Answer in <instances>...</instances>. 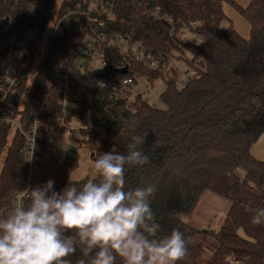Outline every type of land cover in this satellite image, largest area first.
<instances>
[{"label": "trees", "instance_id": "16d2710c", "mask_svg": "<svg viewBox=\"0 0 264 264\" xmlns=\"http://www.w3.org/2000/svg\"><path fill=\"white\" fill-rule=\"evenodd\" d=\"M94 1L97 10L90 12V17L76 13L77 4L83 0L64 4L71 9V17L50 44L47 59L29 93L20 90L18 96L2 105L19 106L23 102L25 127L38 125L39 158L34 187L51 179L54 191L60 192L69 183L87 182L70 180L79 167L78 159L71 155L59 159L55 130L63 118L59 67L75 62L79 48L74 41L88 36L106 56V77L132 76L134 85L136 77H147L150 84L163 78L166 89L161 99L166 109L154 108L142 95L130 100L131 92L119 100H101L96 89L83 79L73 78L70 97L75 100V116L89 118L92 128L80 129L81 147L92 150L95 158L113 147L127 154L130 138L147 132L141 147L150 163L129 167L125 187H156L153 207L161 217L162 234L179 228L187 241L188 255L177 264H201L203 247L195 240L200 230L183 217L191 216L202 195L208 192L228 199L230 207L220 231L207 232L217 242L212 261L207 264H264V224H253V212L249 210L264 208V160L251 153L264 134V0H251L246 7L235 0ZM225 2L248 21L249 38L233 26L220 31L228 19ZM44 4L46 13L50 12L53 0H44ZM28 8L27 3L0 0V43L8 38L2 30L6 18L12 17L19 26L33 20L35 14L46 16L40 8L33 14ZM82 9L86 11L87 7ZM46 25L47 18L36 22L40 39L47 34ZM185 29L196 33L202 43L180 39ZM117 38L141 43L159 63L158 67L122 57L110 44ZM1 48L0 45V67L10 71L25 67L27 61L17 52ZM172 58L185 61L192 74L182 88L178 72L170 68ZM125 68L128 73L121 75L119 71ZM65 121L63 132L69 131L72 117ZM9 132L0 133V217L11 211L13 198L21 191L28 171L24 136L16 133L9 140ZM238 169L245 171L243 180L237 176ZM80 258L78 250L68 259L77 264ZM117 264H122L119 258Z\"/></svg>", "mask_w": 264, "mask_h": 264}, {"label": "clouds", "instance_id": "9594fccd", "mask_svg": "<svg viewBox=\"0 0 264 264\" xmlns=\"http://www.w3.org/2000/svg\"><path fill=\"white\" fill-rule=\"evenodd\" d=\"M146 135L132 136L127 154L113 147L95 158L98 180L69 183L60 192L51 179L30 188L0 217V264H71L68 258L78 250L77 264H117V258L122 264H177L185 259L187 241L179 228L162 234L153 207L156 187H125L129 167L150 163L141 147ZM249 210L253 224H264V208Z\"/></svg>", "mask_w": 264, "mask_h": 264}, {"label": "built area", "instance_id": "2783aa9c", "mask_svg": "<svg viewBox=\"0 0 264 264\" xmlns=\"http://www.w3.org/2000/svg\"><path fill=\"white\" fill-rule=\"evenodd\" d=\"M15 2H23L29 4V12H35L37 8H40L46 16L38 17L34 15V19L20 24L15 23L12 17H8L4 21L3 32L7 34V41H1V51L9 50L17 52L21 58L27 61V64L20 71H10L4 66L0 67V133L3 130H9L10 135L8 139H12L16 133H21L24 136L25 144L23 147V154L25 156L28 171L22 181V189L15 194L13 198V205L19 202L22 198L26 197L30 188L35 186V181L38 173V158H39V135L38 125L34 123L30 127H25L22 121L23 102L19 106L15 104H9L8 106H2L11 98H15L19 95L20 90L23 94H28L30 86L40 72L44 62L48 56V50L50 44L59 36L63 30L64 23L71 17V9L65 7L66 2L72 0H53V5L50 12L45 10L46 5L44 0H14ZM87 7L84 11L82 8ZM76 13L89 16L90 12L97 10V5L94 0H83V3L77 4ZM103 12H107L106 8H103ZM90 17V16H89ZM47 18L45 37L40 39L38 37V28L36 22ZM88 21H92L88 19ZM97 22V20H95ZM99 25H104L100 22ZM82 30V28H80ZM74 44L78 46V55L81 54L84 57L96 58L98 69L90 71V62L87 65H81L76 67L82 74L81 78L73 77L72 66L70 64L67 67L60 66L58 71V77L61 80L59 84L60 90L63 92L64 99L62 101V116L63 118L58 123L55 130L62 131L67 125L65 119L76 117L75 108L68 110V105L75 100H71V79L78 78L83 79L86 84L87 81L92 80L93 88L101 90L107 94L101 100L113 99L119 100L125 98L128 92L132 91L134 86V78H110L106 77L104 69L106 68V56L104 52L99 50L97 46L87 36L84 40L79 41L75 39ZM116 51L124 58L131 57L138 62H150V67H158L159 63L153 60L152 56L148 54L141 43H132L126 38H117L110 43ZM77 55V56H78ZM74 104V103H73ZM71 129V127H70ZM69 129V130H70ZM85 131H91V126L85 125L82 128ZM2 156V155H1ZM2 165V159H0V168Z\"/></svg>", "mask_w": 264, "mask_h": 264}, {"label": "rangeland", "instance_id": "374dc122", "mask_svg": "<svg viewBox=\"0 0 264 264\" xmlns=\"http://www.w3.org/2000/svg\"><path fill=\"white\" fill-rule=\"evenodd\" d=\"M235 1H237L240 5L246 7L251 0ZM223 8L228 19L221 24L220 31L224 32L227 28H229V26H233V28L236 29L243 37L249 38L250 25L248 21L238 13L234 6L225 2L223 4ZM195 27L196 29L200 28L199 25H195ZM180 39L184 41H190L195 44L202 43V39L196 33H191L189 30L186 29L181 32ZM186 57L188 59L191 58L188 53L186 54ZM89 62L90 71L98 69L96 58H87L79 54L74 62V65L72 66L73 77L81 78L82 74L78 71L76 67H79L81 65H87ZM169 65L171 69L178 72L179 88H182L183 85L192 76L191 72L189 71L188 65L182 59L179 60L176 58H172ZM136 81L137 83L133 86L131 94L129 93L130 100H132L136 95H142L143 99L154 108L160 110L166 109V105L161 99V95L166 89V82L163 78H160L152 84H150L149 79L147 77H136ZM87 85L93 88L92 80L87 81ZM97 95L99 98L107 96L106 93L99 89L97 90ZM70 108L71 110L74 108L73 103L68 105V110H70ZM85 125H89V118L84 117L81 119L77 117H72L71 129L69 131H57L55 133V144L57 146V153L59 159L62 161L68 155H71L78 159L79 167L71 175L70 178V180L73 182L82 180L88 181L90 179L97 178V175L92 169L94 161L92 160V155L94 153L90 149L81 147L80 144V129H82ZM258 146L261 148L262 146H264V138L261 139ZM245 175L246 174L243 169L237 170V176L240 179L243 180L245 178ZM205 194L206 195L202 197L193 216L183 217V220L186 223L200 230V233L195 236V240L200 243L203 247L199 257V262L201 264H207L212 261L215 246L217 245L216 239L212 235L207 234V232L211 231L213 233H217L220 231V228L226 218H224V220L220 222L221 226H219V219L223 213L224 215H227L230 207V201L228 199H225L210 192ZM214 200H218L220 202L219 206L213 203L215 202ZM223 204L226 205L223 206ZM240 234L243 235V232L240 231Z\"/></svg>", "mask_w": 264, "mask_h": 264}, {"label": "crops", "instance_id": "0c3cea01", "mask_svg": "<svg viewBox=\"0 0 264 264\" xmlns=\"http://www.w3.org/2000/svg\"><path fill=\"white\" fill-rule=\"evenodd\" d=\"M262 138H264V134L261 136V138L259 139L258 143H256V144L253 146L252 150H251V153H252V155L254 156V158H256V159H258V160H264V158H263V156H264V146H262V148L258 146V144H259V142L261 141ZM205 195H206V194H203L202 197L205 196ZM202 197L200 198L199 203H200ZM214 201H215V200H214ZM207 202H209V201H207ZM199 203L197 204V206L199 205ZM213 203L216 204V205H218V206H219V204H220V202H219L218 200H216V201L213 202ZM221 204H222V203H221ZM225 205H226V204H223V206H225ZM197 206H196L195 210L197 209ZM195 210H194V212H195ZM193 214H194V213H193ZM193 214H192L191 216H189V217H192ZM226 216H227V215H224V213L221 215V217H220V219H219V226H221V225H220V222H222V221L224 220V218H226ZM223 223H224V222H223ZM221 224H222V223H221ZM222 225H223V224H222ZM221 227H222V226H221ZM194 228H195V227H194ZM220 229H221V228H220Z\"/></svg>", "mask_w": 264, "mask_h": 264}, {"label": "water", "instance_id": "95a60500", "mask_svg": "<svg viewBox=\"0 0 264 264\" xmlns=\"http://www.w3.org/2000/svg\"><path fill=\"white\" fill-rule=\"evenodd\" d=\"M119 73H120L121 75H126V74L128 73V68H125V69H123V70H120ZM94 159H95V155L93 154V155H92V160H94Z\"/></svg>", "mask_w": 264, "mask_h": 264}]
</instances>
